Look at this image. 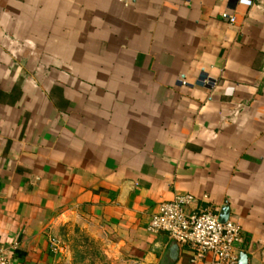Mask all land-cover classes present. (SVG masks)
I'll return each instance as SVG.
<instances>
[{"label": "crops", "instance_id": "crops-1", "mask_svg": "<svg viewBox=\"0 0 264 264\" xmlns=\"http://www.w3.org/2000/svg\"><path fill=\"white\" fill-rule=\"evenodd\" d=\"M182 194L228 205L240 252L264 264V0H0L14 264H71L57 242L72 225L112 234L136 264H208L149 229Z\"/></svg>", "mask_w": 264, "mask_h": 264}, {"label": "built area", "instance_id": "built-area-1", "mask_svg": "<svg viewBox=\"0 0 264 264\" xmlns=\"http://www.w3.org/2000/svg\"><path fill=\"white\" fill-rule=\"evenodd\" d=\"M241 1L252 3V0ZM221 16L230 24L236 23L234 14L223 12ZM194 202L193 195L182 194L172 201L160 203L149 229L168 233L176 243L188 246L194 261L211 254L208 264H239V244L243 241L241 227L230 218L222 222L217 209H193ZM0 264H14L12 248L0 245Z\"/></svg>", "mask_w": 264, "mask_h": 264}, {"label": "rangeland", "instance_id": "rangeland-1", "mask_svg": "<svg viewBox=\"0 0 264 264\" xmlns=\"http://www.w3.org/2000/svg\"><path fill=\"white\" fill-rule=\"evenodd\" d=\"M63 234L57 249L61 254L69 251L71 264H136L135 256L128 254L112 234L108 238L80 225L70 226Z\"/></svg>", "mask_w": 264, "mask_h": 264}, {"label": "water", "instance_id": "water-1", "mask_svg": "<svg viewBox=\"0 0 264 264\" xmlns=\"http://www.w3.org/2000/svg\"><path fill=\"white\" fill-rule=\"evenodd\" d=\"M187 211H189V208H186ZM230 217V208L228 205H226L220 215L221 221L226 222ZM239 264H248V255L244 252L240 253V261Z\"/></svg>", "mask_w": 264, "mask_h": 264}]
</instances>
